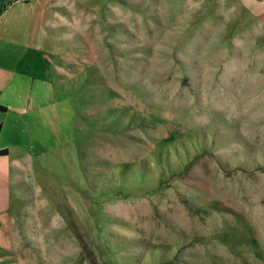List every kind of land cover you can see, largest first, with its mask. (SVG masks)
I'll use <instances>...</instances> for the list:
<instances>
[{
	"label": "rangeland",
	"instance_id": "obj_1",
	"mask_svg": "<svg viewBox=\"0 0 264 264\" xmlns=\"http://www.w3.org/2000/svg\"><path fill=\"white\" fill-rule=\"evenodd\" d=\"M56 2L0 264H264V0Z\"/></svg>",
	"mask_w": 264,
	"mask_h": 264
},
{
	"label": "crops",
	"instance_id": "obj_2",
	"mask_svg": "<svg viewBox=\"0 0 264 264\" xmlns=\"http://www.w3.org/2000/svg\"><path fill=\"white\" fill-rule=\"evenodd\" d=\"M41 1L43 0L14 2L0 15L1 20L19 6L16 13L10 15L9 19L0 25V106L5 108V111H0V150L8 151L7 156L0 157V215L7 208V198L10 196L12 179L9 171L18 169L19 166L17 160L11 159L12 147L20 145L15 133V125L11 120H9L8 126L13 141L12 146L7 144L5 123L1 119H6L4 117L9 114L14 119H20L34 113L33 108L38 97L37 95L33 96V89L35 78L39 72L35 71L38 61L33 52L40 49L34 43L31 44V34H34L39 24L49 28L56 27V24L57 26L64 24L63 16L59 15L62 13L60 11L62 10L61 4L56 2L46 7L42 4L39 5L41 9L35 12L34 8H37ZM39 13L42 15L38 16ZM49 16L56 19L51 21V25L48 24L49 20L45 22ZM22 31L26 33L24 38L20 36Z\"/></svg>",
	"mask_w": 264,
	"mask_h": 264
},
{
	"label": "trees",
	"instance_id": "obj_3",
	"mask_svg": "<svg viewBox=\"0 0 264 264\" xmlns=\"http://www.w3.org/2000/svg\"><path fill=\"white\" fill-rule=\"evenodd\" d=\"M15 1H21V0H15ZM25 2H28L29 0H23ZM3 11L1 10L0 13H2ZM0 111H5V108L4 107H1L0 106ZM8 154V151L5 149V150H0V157H3V156H7Z\"/></svg>",
	"mask_w": 264,
	"mask_h": 264
},
{
	"label": "water",
	"instance_id": "obj_4",
	"mask_svg": "<svg viewBox=\"0 0 264 264\" xmlns=\"http://www.w3.org/2000/svg\"><path fill=\"white\" fill-rule=\"evenodd\" d=\"M5 0H0V10L2 9L3 5H4Z\"/></svg>",
	"mask_w": 264,
	"mask_h": 264
}]
</instances>
